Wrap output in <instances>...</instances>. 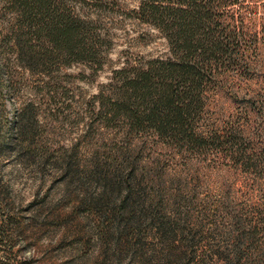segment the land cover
I'll return each mask as SVG.
<instances>
[{"label":"rangeland","instance_id":"374dc122","mask_svg":"<svg viewBox=\"0 0 264 264\" xmlns=\"http://www.w3.org/2000/svg\"><path fill=\"white\" fill-rule=\"evenodd\" d=\"M140 2L72 1L99 34L92 61L55 58L45 76L0 49V264H243L260 258L264 0L228 7L229 16L245 18L241 59L220 68L199 117L202 130L218 127L228 143L168 149L153 145V134L146 139L136 163L138 176L146 174L138 201L146 214L143 248L121 241L115 257L116 225L105 224L91 203L117 185L106 189L92 172L97 161L135 154L139 139L115 121L107 125L96 96H112L111 82L123 76L118 71L171 57L162 32L135 16ZM12 18L0 3V24ZM119 194L113 196L120 198L125 188ZM162 221L175 231L169 238L158 231Z\"/></svg>","mask_w":264,"mask_h":264},{"label":"trees","instance_id":"16d2710c","mask_svg":"<svg viewBox=\"0 0 264 264\" xmlns=\"http://www.w3.org/2000/svg\"><path fill=\"white\" fill-rule=\"evenodd\" d=\"M72 1L0 0L13 14L12 19L0 24V49L17 53L24 67L32 71L37 68L45 76L46 67L55 58L92 61L99 34L93 31L92 20L76 14ZM241 1L141 0L134 10L139 20L162 32L171 57L151 60L146 67H134L131 73L126 74L127 69L118 71L123 76L111 82L112 96L104 98L103 91L96 96L99 114L104 115L107 125L115 121L126 136L139 139L135 154H118L122 160L111 158V163L97 161L92 172L106 189L117 185L91 203L105 224L116 225L115 257L122 250L118 246L121 241L132 249L142 247L141 225L146 214L138 201L146 174L138 176L136 163L148 145L146 139L153 134L152 144L168 149L204 148L209 143L221 146L229 141L220 128L205 131L198 123L207 105L208 87L219 82L220 68L241 59L240 41L247 36L245 18L228 15V7ZM69 62L64 60L65 64ZM234 148L232 144L231 150ZM66 164L69 168L74 165L72 156ZM124 188L120 198L113 196L114 191L121 194ZM160 224L162 235L175 232L165 228L167 222ZM259 252L260 258L243 264H264V246Z\"/></svg>","mask_w":264,"mask_h":264}]
</instances>
